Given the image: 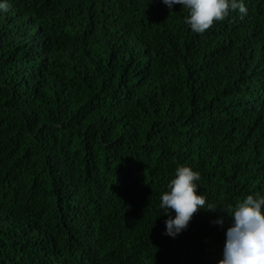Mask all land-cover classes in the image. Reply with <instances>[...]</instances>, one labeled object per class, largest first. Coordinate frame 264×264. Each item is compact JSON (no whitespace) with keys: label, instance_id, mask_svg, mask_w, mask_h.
I'll return each mask as SVG.
<instances>
[{"label":"trees","instance_id":"trees-1","mask_svg":"<svg viewBox=\"0 0 264 264\" xmlns=\"http://www.w3.org/2000/svg\"><path fill=\"white\" fill-rule=\"evenodd\" d=\"M7 2L0 264H217L227 211L172 237L159 197L179 165L214 208L264 194V0L202 34L162 0Z\"/></svg>","mask_w":264,"mask_h":264},{"label":"clouds","instance_id":"clouds-1","mask_svg":"<svg viewBox=\"0 0 264 264\" xmlns=\"http://www.w3.org/2000/svg\"><path fill=\"white\" fill-rule=\"evenodd\" d=\"M169 10L175 5L187 12L184 23L194 33H204L215 22L232 12L247 13L245 0H162ZM7 0H0V12L8 10ZM200 175L192 167L179 165L159 197V207L167 215L165 234L176 237L189 225L199 209L223 208L231 218L225 231L222 259L217 264H264V194H247L235 206L213 207L204 193L197 192ZM174 213V215H173ZM217 223L223 224V217Z\"/></svg>","mask_w":264,"mask_h":264}]
</instances>
